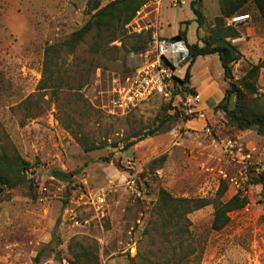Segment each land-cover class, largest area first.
<instances>
[{
	"label": "rangeland",
	"instance_id": "374dc122",
	"mask_svg": "<svg viewBox=\"0 0 264 264\" xmlns=\"http://www.w3.org/2000/svg\"><path fill=\"white\" fill-rule=\"evenodd\" d=\"M88 1L0 0V149L30 163L23 185L0 192V264H36L41 251L40 264H164L177 235L155 214L160 190L214 199L221 184L227 186L223 200L240 192L248 204L231 212L221 230L212 229L213 204L188 214L199 258L183 264H264V192L252 180L264 170V136L235 129L215 109L228 86L218 55L194 63L196 96L176 85L171 98L152 97L132 108L118 104L116 89L141 65L153 35L176 32L177 10L179 30L187 29L189 42L198 40L191 0L151 1L129 23L125 44L112 43L122 48L106 56L91 57L88 37L62 58L64 88L38 90L46 46L66 40L89 19ZM202 13L201 37L221 14L219 0H203ZM253 13L232 16L249 15L236 24L229 23L232 17L226 21L240 32L231 39L242 53L236 78L264 62V21ZM148 31L146 48L134 51L132 34L148 39ZM188 64H180L179 77ZM257 88L264 95V67ZM176 108L180 119L169 131L126 147ZM54 168L76 174L59 180ZM97 193L104 200L94 205Z\"/></svg>",
	"mask_w": 264,
	"mask_h": 264
},
{
	"label": "trees",
	"instance_id": "16d2710c",
	"mask_svg": "<svg viewBox=\"0 0 264 264\" xmlns=\"http://www.w3.org/2000/svg\"><path fill=\"white\" fill-rule=\"evenodd\" d=\"M149 1L152 0H112L102 5L100 0H89L87 4L89 19L80 28L73 31L66 40L46 46L43 76L38 90L51 88L54 93H58L64 88V77L61 72L62 58L74 54L88 37H91L88 52L93 59H95V55L106 56L110 51L120 50L122 47L112 43L119 40L125 44V38L129 31L127 25ZM219 3L221 14L215 17L206 35L201 37L200 31L205 25L202 13L203 0H191L190 2L191 10L196 16L198 41L193 44L188 43L187 29H180L177 34L186 42L190 53L184 77L176 78L177 88L196 96V90L190 86L192 67L197 58L217 54L228 86L215 109L223 111L228 123L235 129L239 131L255 130L257 134L264 136V95L259 94L257 88V80L264 67V62L250 64L245 73L240 78H236L233 67L241 60L242 53L238 45L234 44L231 39L240 37V32L235 27L226 25L227 19L232 16L252 14V11H254V17L257 12L258 17L264 21V0H219ZM141 34L134 33L131 36L134 51L144 50L152 36L151 31L147 32L148 39ZM179 115L180 112L177 108L173 113H167L166 110L165 118H160L157 127L149 130L146 134L135 135L137 138L127 143L126 147L129 148L148 135L169 131L170 125L180 119ZM93 148L95 145L87 149ZM165 158L166 156L163 155L159 161L163 162ZM155 161L157 162V160ZM29 167L30 163L19 152H9L2 147L0 149V192L23 185L26 182ZM75 174V172L57 168L51 170V175L59 180H68ZM252 180L254 183L260 184L264 192V170L253 175ZM226 190L227 186L221 184L214 199L174 197L165 189L160 190L158 203L154 208L155 214L161 217L164 228L175 227L173 231H176L177 235L172 252L165 259L164 264H183L184 260H188V263L192 259L199 258L194 245L195 240L192 239L191 234L188 235L190 223L188 214L213 204L212 229L221 230L230 222L231 212L248 204V198L240 192L226 201L223 200L222 197ZM55 240L60 241L58 237H55ZM199 245L202 248L201 244ZM41 255L42 251L35 258L36 264H40Z\"/></svg>",
	"mask_w": 264,
	"mask_h": 264
},
{
	"label": "built area",
	"instance_id": "2783aa9c",
	"mask_svg": "<svg viewBox=\"0 0 264 264\" xmlns=\"http://www.w3.org/2000/svg\"><path fill=\"white\" fill-rule=\"evenodd\" d=\"M156 1L158 2V0ZM150 3L151 1L141 9L148 7ZM139 11L137 13H140ZM248 16L232 17L229 23L242 22ZM128 26H131V24H128ZM189 57L190 53L184 40L175 41L173 38L155 33L152 48L145 53L141 65L116 89L120 98L118 101L119 106L125 105L127 108H132L152 97H173L176 91V78L179 77L180 73L179 66ZM131 183L134 184V181L132 180ZM91 199L94 205L96 202L104 200L103 195L99 193L92 195Z\"/></svg>",
	"mask_w": 264,
	"mask_h": 264
},
{
	"label": "crops",
	"instance_id": "0c3cea01",
	"mask_svg": "<svg viewBox=\"0 0 264 264\" xmlns=\"http://www.w3.org/2000/svg\"><path fill=\"white\" fill-rule=\"evenodd\" d=\"M175 10H176V9H175ZM176 13H177V14L175 15V18H176L177 20H176L174 23H177V24H176V25H177V27H176L177 30H176V32H174V33L171 35V38L177 36V33H178V31H179V28H180V24H179L180 11L177 10ZM175 18H174V19H175ZM162 34H163L162 36L167 37V36L165 35V31H164V30H162ZM187 41H188V43L193 44V43H196L198 40H197L196 42H189V40H188V33H187ZM192 78H193V76H192ZM207 82H208L207 80H206V81H203L201 87L206 86V85H207V84H206Z\"/></svg>",
	"mask_w": 264,
	"mask_h": 264
},
{
	"label": "water",
	"instance_id": "95a60500",
	"mask_svg": "<svg viewBox=\"0 0 264 264\" xmlns=\"http://www.w3.org/2000/svg\"><path fill=\"white\" fill-rule=\"evenodd\" d=\"M180 39H181L180 36H175V37H173V40H175V41H178V40H180Z\"/></svg>",
	"mask_w": 264,
	"mask_h": 264
},
{
	"label": "bare ground",
	"instance_id": "6f19581e",
	"mask_svg": "<svg viewBox=\"0 0 264 264\" xmlns=\"http://www.w3.org/2000/svg\"><path fill=\"white\" fill-rule=\"evenodd\" d=\"M242 18H244V17H242Z\"/></svg>",
	"mask_w": 264,
	"mask_h": 264
}]
</instances>
